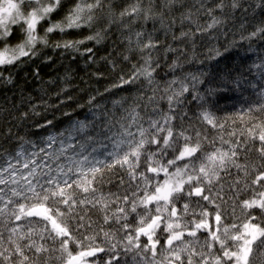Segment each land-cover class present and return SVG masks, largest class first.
Listing matches in <instances>:
<instances>
[{
  "label": "snow or ice",
  "instance_id": "snow-or-ice-1",
  "mask_svg": "<svg viewBox=\"0 0 264 264\" xmlns=\"http://www.w3.org/2000/svg\"><path fill=\"white\" fill-rule=\"evenodd\" d=\"M256 44L264 0H0V85L49 48L116 75L0 125V264H264V47L222 66Z\"/></svg>",
  "mask_w": 264,
  "mask_h": 264
},
{
  "label": "trees",
  "instance_id": "trees-1",
  "mask_svg": "<svg viewBox=\"0 0 264 264\" xmlns=\"http://www.w3.org/2000/svg\"><path fill=\"white\" fill-rule=\"evenodd\" d=\"M235 39L239 40V33H237ZM241 43H244L245 46L247 44V42L243 41H241ZM85 46L91 47L92 45L89 43ZM254 47L256 48V53L246 52L244 49L237 47L233 50L231 56H229L226 61L222 62V66L225 63L231 66L233 64V57L236 58V63L239 62V57H251V60H255L260 48L264 47V45L256 44ZM111 51V48H106L103 45L97 46L96 57L94 58L97 62L92 64L86 63V56L81 57L75 54H65L61 56L58 51L54 53L50 48L43 49L41 57H38L33 62L26 63L23 67H19L13 71L16 83L15 87L10 85H0V100L7 98L5 106L9 108H11L13 103L16 105V108L12 109V116L8 117L7 122L0 121V125H2L5 130L8 127H11L13 135L18 133L20 136H25L27 132L38 131V129L30 126L32 122L25 124L23 120H15L14 118L19 117L21 112L28 111V105L30 103H39L41 97L51 105L58 104L60 100L66 99L67 95H71L74 99L68 102V106L65 107L64 110L72 111L77 102L85 104L88 97L90 95H95L97 90L104 93L105 87L116 82V75L110 71V66L100 60V57L108 55ZM49 55L53 57L52 61L47 63L42 62V57ZM113 55H115V53H113ZM251 60L248 62L251 63ZM36 68L40 69L39 79L33 76V70ZM93 73H96L97 75H93ZM254 75L255 74H253V76ZM65 77H67V80ZM255 78L257 81L259 80V77ZM41 81L44 82L43 85ZM52 81H54V83H52ZM61 88H66L67 92L66 94L57 97V93ZM113 91L116 90L114 89ZM245 95H248V93H245ZM29 96L32 97V100L30 101L27 99ZM107 96L108 94L105 93L106 99L101 101L102 103H108ZM22 97L24 98L23 100ZM112 98L118 99L119 97L116 96ZM97 99L100 100L99 97H97ZM17 109H19V111H17ZM38 111L42 112L43 109H38ZM76 111L81 112L80 109H76ZM52 114L53 112L49 111V118H51ZM55 116L60 118L63 122L64 118L62 117L61 112L56 111ZM36 119L39 120V117ZM64 126H67L66 122L64 123ZM28 138L35 139V137ZM18 143L19 141L16 139L9 141L5 138L0 141V146L12 151Z\"/></svg>",
  "mask_w": 264,
  "mask_h": 264
},
{
  "label": "rangeland",
  "instance_id": "rangeland-1",
  "mask_svg": "<svg viewBox=\"0 0 264 264\" xmlns=\"http://www.w3.org/2000/svg\"><path fill=\"white\" fill-rule=\"evenodd\" d=\"M25 147H27V145H25Z\"/></svg>",
  "mask_w": 264,
  "mask_h": 264
}]
</instances>
